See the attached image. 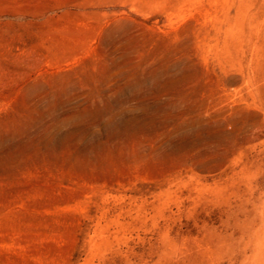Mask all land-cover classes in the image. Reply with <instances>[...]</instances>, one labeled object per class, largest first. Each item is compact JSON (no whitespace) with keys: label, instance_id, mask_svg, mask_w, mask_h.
Listing matches in <instances>:
<instances>
[{"label":"rangeland","instance_id":"rangeland-1","mask_svg":"<svg viewBox=\"0 0 264 264\" xmlns=\"http://www.w3.org/2000/svg\"><path fill=\"white\" fill-rule=\"evenodd\" d=\"M0 264H264V0H0Z\"/></svg>","mask_w":264,"mask_h":264}]
</instances>
